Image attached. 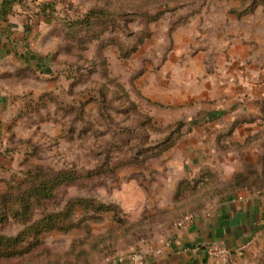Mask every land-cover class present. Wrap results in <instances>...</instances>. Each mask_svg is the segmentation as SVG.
I'll use <instances>...</instances> for the list:
<instances>
[{
    "label": "rangeland",
    "instance_id": "374dc122",
    "mask_svg": "<svg viewBox=\"0 0 264 264\" xmlns=\"http://www.w3.org/2000/svg\"><path fill=\"white\" fill-rule=\"evenodd\" d=\"M25 1L50 12L2 75L0 264H111L264 190V0Z\"/></svg>",
    "mask_w": 264,
    "mask_h": 264
},
{
    "label": "crops",
    "instance_id": "0c3cea01",
    "mask_svg": "<svg viewBox=\"0 0 264 264\" xmlns=\"http://www.w3.org/2000/svg\"><path fill=\"white\" fill-rule=\"evenodd\" d=\"M49 22L44 11H36L25 0H0V173L7 165V136L13 112L11 89L2 75L12 65L37 62L35 35ZM39 65V64H37ZM264 94V93H263ZM264 235V190L238 189L214 207L179 224L158 243L139 245L134 252L145 256L143 264H214L208 249L222 245L230 249L250 238ZM169 242L163 252L157 250Z\"/></svg>",
    "mask_w": 264,
    "mask_h": 264
},
{
    "label": "built area",
    "instance_id": "2783aa9c",
    "mask_svg": "<svg viewBox=\"0 0 264 264\" xmlns=\"http://www.w3.org/2000/svg\"><path fill=\"white\" fill-rule=\"evenodd\" d=\"M192 219H193V217H187L184 221L180 222L179 224H183L184 222L190 221ZM255 239H256V237L250 238L249 240H247L243 244L236 247L235 251L242 252L249 245H251V243ZM168 245H170V243L165 242L164 245L162 247H160L157 251L159 253L163 252L164 248ZM208 251L211 254V256L214 258V261H215L214 264H226L227 263V259L230 255V249H228L222 245H213L208 249ZM144 260H145V256L142 253L133 252V253H130L128 255L116 257V259H114L111 264H143Z\"/></svg>",
    "mask_w": 264,
    "mask_h": 264
},
{
    "label": "trees",
    "instance_id": "16d2710c",
    "mask_svg": "<svg viewBox=\"0 0 264 264\" xmlns=\"http://www.w3.org/2000/svg\"><path fill=\"white\" fill-rule=\"evenodd\" d=\"M54 7H55V5H53ZM42 10H44L45 11V8H43L42 7ZM45 12H50V11H45ZM28 207H25V210H28L27 209ZM14 210V209H13ZM52 217H55L54 215H51V217L50 218H52ZM21 237H22V235H20V236H18V237H15V238H6L5 239V241H7V243H9V244H11V245H15V244H17L18 242H20L21 241ZM2 243H0V246H3V244H4V240L2 241V240H0Z\"/></svg>",
    "mask_w": 264,
    "mask_h": 264
}]
</instances>
